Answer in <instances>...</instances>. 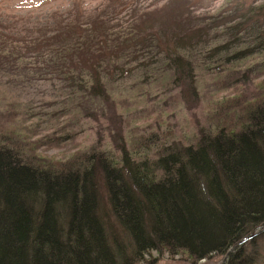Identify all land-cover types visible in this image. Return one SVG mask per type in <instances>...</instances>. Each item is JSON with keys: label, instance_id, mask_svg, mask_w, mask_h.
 <instances>
[{"label": "trees", "instance_id": "trees-1", "mask_svg": "<svg viewBox=\"0 0 264 264\" xmlns=\"http://www.w3.org/2000/svg\"><path fill=\"white\" fill-rule=\"evenodd\" d=\"M234 5L157 33L97 32L80 19L26 39L0 31V78L24 89L60 82L62 108L50 119L77 123L61 140L87 120L110 127L58 163L8 126L16 111L0 110V264H157L148 259L156 251L187 254L188 264L212 253L250 262L246 242L264 233V80L258 96L216 100L189 137L153 124L127 131L141 110L120 112L173 97L192 109L208 72L211 92L254 85L264 75V0Z\"/></svg>", "mask_w": 264, "mask_h": 264}, {"label": "rangeland", "instance_id": "rangeland-1", "mask_svg": "<svg viewBox=\"0 0 264 264\" xmlns=\"http://www.w3.org/2000/svg\"><path fill=\"white\" fill-rule=\"evenodd\" d=\"M247 1L249 0H0V31L5 30L6 34L18 32L17 38L26 39L29 34L36 36L41 30L48 31L52 26L80 19L85 24L93 25L97 32H101L108 25L112 31L141 26L157 33L160 29L167 30L168 27H173L174 21L179 22L183 18L211 20L212 17L231 10L234 4ZM214 75L208 72L202 78L200 85L205 91L204 99L200 105L192 109L186 107L176 97L160 107L154 100L148 103L142 100L134 105L128 103V109L122 108L120 112L124 110L127 113L130 109L132 111L140 109L141 113L137 112L139 117H129L127 131L140 125L145 127L153 124L163 126L162 129L176 131L183 138L189 137L194 132L197 119L210 113L216 100L236 95L242 96L245 100L258 96L261 81L264 80V75H259L253 79L254 85L236 84L221 91L211 92ZM15 79L19 80V78L13 80ZM7 81L10 80L6 77L0 78V110L5 113L17 112L18 116L14 120H6L9 122L8 126L15 129L19 138L23 137L24 143L25 141L34 143L29 145L36 156L53 162H65L96 143L99 140L98 131L107 137L110 135V127H107L104 120L97 122L87 120L84 122L86 128L84 131L70 139L61 140L59 137L69 133H64L66 131L64 128H74L72 130L75 132L77 123L68 122L73 120L69 119L71 115L66 117L60 115L50 119L53 111H60L62 108L57 89L60 82L57 80L45 82L40 79L36 80L38 81L36 84L24 89L16 83ZM219 85L218 82L217 86ZM105 143L108 144L109 139ZM102 206L108 210L107 199H103ZM106 220L111 221L112 217ZM246 246L244 257L250 261L248 264H264V233L247 241ZM188 258L187 254L173 255L168 251L165 253L156 251L148 257L157 264H188L186 261ZM223 260V254L212 253L210 257L202 258L197 264H222Z\"/></svg>", "mask_w": 264, "mask_h": 264}, {"label": "water", "instance_id": "water-1", "mask_svg": "<svg viewBox=\"0 0 264 264\" xmlns=\"http://www.w3.org/2000/svg\"><path fill=\"white\" fill-rule=\"evenodd\" d=\"M257 233H260V232H257ZM257 233H256V234H257ZM252 237H253V235H249L247 238H252ZM226 256H228V254H227ZM225 258H226V257H225ZM226 259H227V258H226ZM226 259H225V260H226Z\"/></svg>", "mask_w": 264, "mask_h": 264}]
</instances>
